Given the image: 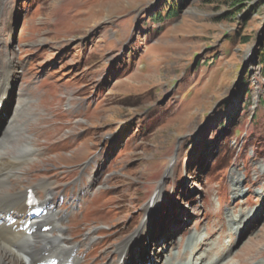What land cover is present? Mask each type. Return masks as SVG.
Masks as SVG:
<instances>
[{
	"label": "rangeland",
	"instance_id": "obj_1",
	"mask_svg": "<svg viewBox=\"0 0 264 264\" xmlns=\"http://www.w3.org/2000/svg\"><path fill=\"white\" fill-rule=\"evenodd\" d=\"M162 1L0 0L7 119L25 105L38 150L10 184L40 201L50 184L77 264H116L142 222L127 264H264V75L251 63L264 0H192L151 21Z\"/></svg>",
	"mask_w": 264,
	"mask_h": 264
},
{
	"label": "bare ground",
	"instance_id": "obj_2",
	"mask_svg": "<svg viewBox=\"0 0 264 264\" xmlns=\"http://www.w3.org/2000/svg\"><path fill=\"white\" fill-rule=\"evenodd\" d=\"M6 66L13 68V62L9 60ZM9 77V76H7ZM0 79V123L5 122V130L0 136V264H42L50 259H56L60 263L66 264L70 261L71 264H77L78 246L70 245L67 238L63 236L64 227L62 224V216L52 210H47L45 216H40L36 219L37 213L35 209H28L25 206L27 193L23 190H15L10 184V179L20 178V169L26 162H30L35 155H38V150L33 144V138L28 134L29 121H26V116L21 115L24 111V106L17 103L13 108V116L7 119V111L12 110L10 102V77ZM7 81V82H6ZM19 98L18 100H20ZM23 116L25 120L21 122L15 121L16 117ZM43 121L44 119H40ZM8 148L10 152H7ZM241 180L231 173L230 185L232 186L233 197H238L242 194L239 186ZM50 184L40 182L36 185V189L45 193V198L40 202V207H51L53 204V194L50 189ZM156 196L147 203L144 210V216L151 213L154 209ZM249 216H246L235 229L240 230L246 221L244 228L250 223ZM24 218L33 220L32 224L26 223ZM234 219H231L233 221ZM49 226L51 230L48 233H42L40 230L43 227ZM148 231V223L142 222L140 229L129 239L123 241L116 247L115 252L119 255L116 264H125V260L130 255L131 247L139 238ZM195 244L199 242L200 237ZM194 238V237H193ZM189 249V248H188ZM76 252V254H75ZM72 254L75 257L71 258ZM183 258V257H181ZM123 259L122 262L120 260ZM178 264H202L200 259L193 260L185 258L179 260Z\"/></svg>",
	"mask_w": 264,
	"mask_h": 264
},
{
	"label": "trees",
	"instance_id": "obj_3",
	"mask_svg": "<svg viewBox=\"0 0 264 264\" xmlns=\"http://www.w3.org/2000/svg\"><path fill=\"white\" fill-rule=\"evenodd\" d=\"M191 1L192 0H163L162 1L163 6H166L167 8L165 10H163V6L158 8L156 13L150 18V20L154 22H161V21L166 22L168 20L171 21L173 19H176L189 6ZM235 6L236 5H234V7ZM247 41L248 40L244 39V43ZM130 54H131L130 57L133 59L134 56H133L132 50ZM251 63H254V65L258 66L260 74L264 75V26H263L261 33L258 36L256 46L253 48V57H252ZM245 74H248V72H245L244 75ZM237 89H238L236 92L237 94L243 95L244 93L243 99H248L250 90L247 89L245 80H241L240 85L237 87ZM236 115H237L236 112L233 111L231 112V115L227 117L226 119L227 124L234 125L233 128L231 129L232 130L231 132L237 130L236 123L238 122V120L236 118ZM254 117H255V110L251 114L250 118L253 119ZM157 121L158 120L156 119V122ZM217 128L218 130H220L217 136H219V134L220 135L224 134L223 139L220 143L227 142L230 134H227L228 133L227 130L225 131L224 128L221 127V121L217 123ZM205 147L206 146H202L203 149ZM223 159H226V158H223ZM198 161L199 159H197V161H195L194 163L197 164Z\"/></svg>",
	"mask_w": 264,
	"mask_h": 264
},
{
	"label": "water",
	"instance_id": "obj_4",
	"mask_svg": "<svg viewBox=\"0 0 264 264\" xmlns=\"http://www.w3.org/2000/svg\"><path fill=\"white\" fill-rule=\"evenodd\" d=\"M263 26H264V24H263ZM262 29H263V27L260 29L259 34L261 33ZM258 36H259V35H258ZM258 36H257V39H258ZM257 39H256V42H255V44H254V47L256 46Z\"/></svg>",
	"mask_w": 264,
	"mask_h": 264
}]
</instances>
